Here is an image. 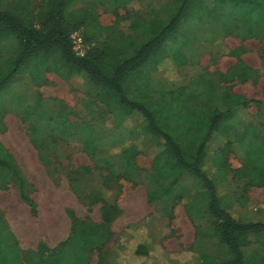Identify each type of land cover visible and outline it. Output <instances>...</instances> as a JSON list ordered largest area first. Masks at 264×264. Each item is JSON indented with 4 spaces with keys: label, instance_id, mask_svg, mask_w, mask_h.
Masks as SVG:
<instances>
[{
    "label": "rangeland",
    "instance_id": "1",
    "mask_svg": "<svg viewBox=\"0 0 264 264\" xmlns=\"http://www.w3.org/2000/svg\"><path fill=\"white\" fill-rule=\"evenodd\" d=\"M25 1L38 15L56 2L1 0V4L14 6ZM170 3L75 0L68 7L91 14L93 21L76 31L82 36L93 33L96 24L107 28L97 33L98 40L113 58L132 55L145 42L137 29L139 22H166ZM223 14L219 11L214 17L180 25L176 37L183 43L180 50L185 63L178 66L168 58L158 67L148 88L154 101L168 100L170 91L179 93L180 101L195 109L210 104L226 109L231 94L264 101V36L244 38L236 22ZM173 42H167L166 49L176 45ZM15 54V42L9 38L0 49V73L11 69ZM242 66L254 70L251 75L245 71L243 81L238 78ZM65 73L64 68L60 73L47 72L40 65L36 77H31L24 67L0 89V156L8 152L15 158L25 178L24 192L37 211L32 215L17 188L0 182V233L6 244L18 250L22 264H107L112 250L124 248L141 234L175 264L228 261V248L213 236L216 220L209 213V193L192 174L183 172L171 193L148 202L149 190L164 186L149 158L153 147L137 146L133 175L123 177V170L117 168L110 184L105 182L109 173L103 161L135 144L129 133L133 120L123 118L119 123L108 97L99 94L85 73H73L67 80L62 76ZM138 86L125 85L126 95L134 97L142 83ZM238 118L245 123L234 124L226 139L233 143L225 150L230 171L218 187L220 204L230 206L238 220L264 223V187L246 185V168L237 149L245 128L255 129L247 141L264 135V110L251 106ZM91 136L98 143L94 155L85 146ZM226 141L215 139L211 155ZM105 211L112 221L104 248L79 249L76 225L98 228ZM143 244L149 255L148 243ZM243 253L246 264H264L261 244H249Z\"/></svg>",
    "mask_w": 264,
    "mask_h": 264
},
{
    "label": "trees",
    "instance_id": "2",
    "mask_svg": "<svg viewBox=\"0 0 264 264\" xmlns=\"http://www.w3.org/2000/svg\"><path fill=\"white\" fill-rule=\"evenodd\" d=\"M74 1L56 0L44 15H38L32 13L27 1L4 7L0 0V49L9 38L14 40L16 46L11 69L0 73V89L24 67L29 70L31 77H36L40 65H44L47 72L60 73L61 69H66L67 73L62 74L65 80L73 73H85L99 94L108 97L118 115L117 121L120 123L123 118H129L134 123L129 133L135 144L103 161L109 173V177L104 178L105 182L110 184L108 181L116 174L117 168L123 170V177L133 175L136 172L135 156L139 153L137 146L153 147L149 158L158 181H163L164 186L149 190L148 202L152 203L171 193V188L183 172L192 174L209 193V213L216 220L213 236L230 253V259L224 264H246L243 249L247 245L261 244L264 249V223L236 219L230 206L223 207L220 204L218 187L230 171L225 150L233 142L226 139L234 124L245 123L238 118V114L251 106H259L264 110V101L248 100L231 94L225 103L226 109L216 104L195 109L180 101V94L174 91H170L168 100L161 97L154 101L148 88L156 79L155 71L168 58L178 66L184 65L180 50L183 43H178L176 37L182 23L191 19L201 21L223 11V16L236 22L244 38L261 37L264 36V0H170L166 11L167 21L139 22L137 29L144 34L145 42L132 55L113 58L100 47L103 42L98 40L97 33L107 28L99 24H96L93 33L82 36L84 43L89 46L86 55L78 57L74 54L71 33L93 21L88 11L69 9V3ZM173 41H176V45L166 49V43L171 45ZM245 71L254 74V70L242 66L238 76L242 81L246 79ZM139 82L142 86L137 88L136 95L128 97L124 86L139 87ZM254 131L245 128L243 140L237 149L242 153L246 168V185L262 188L264 135H256L251 142L247 141ZM219 137L226 142L212 156L209 149ZM85 146L89 148L88 153L94 155L98 143L91 136ZM0 182L16 187L21 201L29 207L32 215H36V204L24 192L23 172L8 152L0 156ZM111 221L110 213L105 211L98 228L76 225L79 249L91 252L104 248L110 237ZM135 237L126 244L127 247L112 250L107 264H175L159 252L150 239L142 234ZM143 242L148 243L149 255L144 251L146 244ZM17 251L5 243L0 233V264H22Z\"/></svg>",
    "mask_w": 264,
    "mask_h": 264
},
{
    "label": "built area",
    "instance_id": "3",
    "mask_svg": "<svg viewBox=\"0 0 264 264\" xmlns=\"http://www.w3.org/2000/svg\"><path fill=\"white\" fill-rule=\"evenodd\" d=\"M70 39H71V45H72V50L74 54L78 57L85 56L88 50V47L84 43L82 35L74 31L73 33H71Z\"/></svg>",
    "mask_w": 264,
    "mask_h": 264
}]
</instances>
